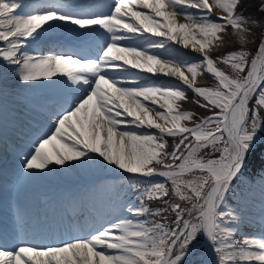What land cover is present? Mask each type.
Segmentation results:
<instances>
[{
	"label": "snow or ice",
	"instance_id": "6c2138e0",
	"mask_svg": "<svg viewBox=\"0 0 264 264\" xmlns=\"http://www.w3.org/2000/svg\"><path fill=\"white\" fill-rule=\"evenodd\" d=\"M243 3L0 0V97L21 95L8 143L14 183L94 166L118 170L127 189L121 215L59 241L49 239L59 227L40 204L18 195L0 264H185L198 240L214 256L203 264H264V237H239L248 215L233 201L264 132V15L246 16ZM57 31L73 34L70 51H28ZM142 72L174 82L140 84ZM205 73L213 84H198ZM42 88L56 91H35ZM67 204L75 211V200Z\"/></svg>",
	"mask_w": 264,
	"mask_h": 264
},
{
	"label": "trees",
	"instance_id": "16d2710c",
	"mask_svg": "<svg viewBox=\"0 0 264 264\" xmlns=\"http://www.w3.org/2000/svg\"><path fill=\"white\" fill-rule=\"evenodd\" d=\"M262 2H264V0H250V2L249 0H245L240 10L244 11L246 16H254L259 19L264 15L259 11Z\"/></svg>",
	"mask_w": 264,
	"mask_h": 264
},
{
	"label": "bare ground",
	"instance_id": "6f19581e",
	"mask_svg": "<svg viewBox=\"0 0 264 264\" xmlns=\"http://www.w3.org/2000/svg\"><path fill=\"white\" fill-rule=\"evenodd\" d=\"M186 50H187V49H186ZM187 52L191 53V51H190V50H187Z\"/></svg>",
	"mask_w": 264,
	"mask_h": 264
}]
</instances>
